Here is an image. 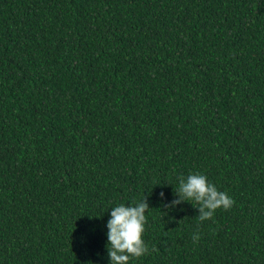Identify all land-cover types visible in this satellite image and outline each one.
Instances as JSON below:
<instances>
[{
	"label": "trees",
	"instance_id": "trees-1",
	"mask_svg": "<svg viewBox=\"0 0 264 264\" xmlns=\"http://www.w3.org/2000/svg\"><path fill=\"white\" fill-rule=\"evenodd\" d=\"M0 264H264V0H0Z\"/></svg>",
	"mask_w": 264,
	"mask_h": 264
}]
</instances>
